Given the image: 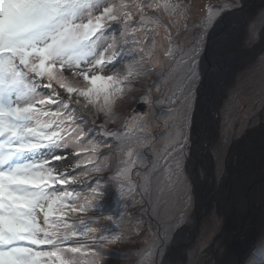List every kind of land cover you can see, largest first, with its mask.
Segmentation results:
<instances>
[{
  "label": "snow or ice",
  "instance_id": "snow-or-ice-1",
  "mask_svg": "<svg viewBox=\"0 0 264 264\" xmlns=\"http://www.w3.org/2000/svg\"><path fill=\"white\" fill-rule=\"evenodd\" d=\"M186 9L182 0H0V264H80L85 249L99 264L105 242L120 239L117 218L103 215L105 186L134 197L149 194L159 179L143 151L154 143L137 119L144 113H118L153 72L156 28L164 27L169 41L165 59L185 65L191 106L198 84L214 75L216 29L226 30L245 5L205 6L207 68L199 49L187 58L173 49L174 21L161 25ZM256 19L264 23V10ZM153 91H161L155 80L141 99L153 103ZM183 155V141L165 150L166 179L178 175Z\"/></svg>",
  "mask_w": 264,
  "mask_h": 264
},
{
  "label": "rangeland",
  "instance_id": "rangeland-1",
  "mask_svg": "<svg viewBox=\"0 0 264 264\" xmlns=\"http://www.w3.org/2000/svg\"><path fill=\"white\" fill-rule=\"evenodd\" d=\"M126 2L131 3V0H126ZM204 2L205 0H192L194 10L202 6ZM263 9H264V3H254L253 9L251 11V15L248 14L245 23L246 26L245 29L247 28V31L244 30L246 39H244L243 47L245 48L250 47L252 45L255 46L256 44L254 45V43L260 39L258 35L262 30L261 26L263 25V23L259 22L256 19V17ZM253 24H254V30H253ZM241 28L242 27H240L239 30ZM156 30L159 33V35L156 36L157 42L155 48L153 49V55L151 60L153 72H151L144 79H142L143 81L142 83L138 82L136 84L135 90L131 94L130 98L125 100L123 104H121L118 107V113L122 117H127L132 115L133 112L139 113L136 111V107L141 106L142 108H144V111H142V113H144V116L142 118L137 116V119H142V120L148 119L149 121H153L155 117H158L160 122L162 123L165 122L166 124L163 128H162V123L158 128H154L153 127L154 125L151 124L150 122L147 124L148 125L147 135L149 136V138H154V143L157 142L155 147L160 146V148H164L165 146H167L169 142L171 144L175 141H178L182 134L181 126L179 125V123L182 120L180 118L181 117L180 114L178 115V110L175 111L174 109L175 101H173V97L181 96V93L179 94L177 86L180 84L183 78L184 69L183 70L171 69L169 65L170 63L168 62L170 58L166 60L165 57L163 56L164 50L166 49L165 41H164V36H165L164 30L161 27H157ZM235 40L236 38L233 40L232 45L231 44L228 45L223 50V55L224 54L226 55L228 53H235L237 51ZM178 48L176 51L177 53H179ZM239 48L241 52H245L242 51L243 50L242 47L239 46ZM258 55L259 56L256 58V60H257V65L259 67L258 69L261 71V75H256V76L259 79H261L260 83L255 86L252 85L251 83H249V85L247 84L245 86L246 91H241L239 89L233 91V94L239 97L242 96L244 93H246V97H242V98L244 99L246 98V101L244 102H247V105L242 106L243 108L242 111L237 110L236 108H234L236 104L233 101V97L225 96L227 93L226 91L224 95L225 97L223 96L224 97L223 104L222 106L218 107L217 132L214 136V139L208 145V149L210 151L213 160L212 175H213V179H215V181L213 180L214 183L212 188L214 187L215 188L212 191H211L212 188L209 189L210 192L208 193L207 200L205 202L206 204L205 213L203 217L200 218L201 222L200 225L198 226L199 232L196 235L195 239L190 244H187L186 249L182 247L183 258L184 255L185 258L180 262H178V264H220L221 260H223L225 257H226L225 259H229L231 254L233 253L232 249L234 243L232 240H230L228 235H225V218L218 211L217 204L215 202H211V199L214 198L213 196L212 198L211 195L216 192L217 190L216 187L219 185L220 181H222V179L227 175L228 164H233L234 166H236L239 163V161L241 162L243 160L244 156L242 158L239 157L240 154V152L238 153L239 144L242 142V144L246 145L244 146L242 151L248 150L249 149L248 143L251 140V137L249 135L253 133L255 130H257L262 124H264V47L261 50L260 54ZM253 57L254 54L252 55V58ZM239 60H244V62L247 61L246 58L238 59L237 61ZM237 64L238 63L236 62L234 67ZM161 70H166L164 80L169 78L168 81H164L162 78L159 79L157 78V73L160 72ZM244 73L248 76L250 74V70L245 71ZM238 74L239 72L235 74L234 81L235 78L238 76ZM229 78L230 77L221 80V84H220L221 88L224 87L222 85L225 82H228L230 80ZM154 80L160 86L161 91L160 92L153 91L149 93L150 98L151 99L155 98V101L151 104H147L140 98L144 93L148 92L149 88L153 86ZM184 92L185 90H183V93ZM204 105H205V101H204ZM180 106L178 107V109L180 108ZM200 106H201V102L199 104V110H200ZM153 122H155V120ZM109 127L110 128L114 127V125L110 124ZM133 133L138 134L137 132H135V129H133ZM142 134L144 135V133ZM154 143H152L150 147L147 149H151V148L153 149ZM160 148L158 147L153 151L154 156L158 154ZM231 150L235 152L233 156L232 155L230 156ZM185 152H187V150H184V155ZM184 155L182 159L183 162L185 157ZM116 163L117 161L115 159H113L110 162L111 165H115ZM208 165H209L208 162H206L204 166H202V163L199 162L197 166V171L199 173L198 178L204 180L205 182H207L206 173L209 170ZM217 168L219 169L220 172L218 174H217ZM183 169L184 167H181V170L179 171L178 175H174L171 178V184L169 185V189L166 191V194H168L167 200L170 194L174 192L175 188L178 185L181 184L184 185L183 179L185 173ZM134 171L135 170H133V173ZM179 178H181L182 180L180 181ZM133 179H135V176ZM167 181H169V179H167ZM109 187H112V185H109ZM158 187L161 193V186ZM107 188L108 187L106 185L105 187L106 192H107ZM218 191H219V187H218ZM259 195H260L259 204L263 208L261 209L262 211L259 212L258 215L259 226H257L256 231H254L252 235L253 238L255 236L257 237L259 235H263L262 233L264 232V185H262L261 189L259 190ZM175 199L179 204V194L176 195ZM124 205L128 206V210L133 211L132 216L134 218L138 219L142 216L143 211L140 210L138 207L132 208V205L131 207H129L130 205L126 202ZM181 206L183 209H180L179 213L171 214L170 215L171 219L168 221L163 218L164 215L163 211L160 212L159 210V215H156L158 219L160 218L159 223L161 226H160L159 236H162L165 239V241H163L162 244L161 239L158 238L159 230H158V234L156 233L155 230L153 237L154 243L150 245V248L148 249L149 241L151 242L152 238L149 239L146 238L144 242L145 248L142 254L143 261L141 264H159V261L161 259L160 258L161 247H163V253H164L167 247L166 245L168 243V240L170 241V239L173 236V233L186 221L193 206V199L186 191V188L182 191ZM120 210H121V206H120ZM240 213H241L240 208L235 209L234 214L236 215V217H238ZM112 214L114 215V210H112ZM116 214L117 216L120 215L118 211H116ZM151 215L154 217L153 219H155L156 216L153 210ZM152 223L153 220L151 221V226L153 227ZM161 227H162V233H161ZM129 230H130V232L128 233L129 235H136L137 229L133 225H131ZM192 233L193 231L190 232L189 237H187L188 239L192 236ZM125 235H127V233ZM251 241L252 240L248 241V244L245 245V247L242 250H240L239 254L237 255V260L235 264H239V260L242 258L246 247L250 245L253 246L254 241L252 242ZM129 242H130L129 245H125L122 242H120L117 245L116 248L119 249V254L121 256L114 257L113 253L110 250L109 253L112 254V258H111L112 260L106 257L108 253L103 251L104 256L102 259H100L99 264H129V258L126 259L127 255L125 251L131 250V248L135 244V242L132 243V239L129 240ZM181 242L183 243L184 241L181 240ZM110 248H113V242L105 243L103 249L107 250ZM185 250H186V254H185ZM78 260L80 261V264H94L91 253H89L86 249L84 250V254L82 255L78 254ZM165 262H168V259L165 260Z\"/></svg>",
  "mask_w": 264,
  "mask_h": 264
},
{
  "label": "bare ground",
  "instance_id": "bare-ground-1",
  "mask_svg": "<svg viewBox=\"0 0 264 264\" xmlns=\"http://www.w3.org/2000/svg\"><path fill=\"white\" fill-rule=\"evenodd\" d=\"M253 2L264 3V0H254ZM254 3L248 4L244 13L248 11L249 7L252 8ZM244 13L242 15H244ZM233 20L234 19L232 17V20H229V22L231 23ZM229 27L230 24L228 23L226 25V30H224L225 34H227V31L229 32L231 30ZM235 38V44L239 48V41L242 39L241 29H238L234 32L230 42H227V46L230 43L232 45V42ZM260 38H264V29L261 32ZM226 40L228 41V38H226ZM260 42H258L256 45L254 44L255 46L253 49L248 51L246 50L245 52H248V54L239 53L236 56L229 55L226 59L223 57L225 56L223 53L222 56H218V58L220 57V61H218L216 67L221 69V78H228V73L233 70L236 62L238 63L237 71L241 70V67L245 65L244 60H237L242 58L249 60L248 58H250L259 49ZM216 55L218 54H215V56ZM255 66H258L257 61H255ZM214 79H216L215 76L211 79V81ZM210 98L211 97L209 94H207L206 97L203 96L200 110L198 109V111L194 112L195 120L193 121V117H191L192 126L194 124L193 127L196 133V142L194 143V148L192 149V159L189 162V168L191 170L192 176L195 171L194 166L196 167L199 162L206 163L208 162L207 159H209L208 156L207 159L204 156L203 149L204 143L209 137L208 135L211 133V130H213V99ZM249 136L251 137V140L248 143V150L242 151L244 146H246L245 144H242V142L238 146V153L240 152L239 157L242 158L244 156L243 160L241 162L239 161L236 166L233 164H228L227 175L216 187V192L211 195V197H214H212L213 199H211V202H215L217 204L218 211L225 218V235H228L230 240H232L234 243L232 249L233 253L231 254L230 258L225 259V257L220 261V264H235L240 250H242L245 245L248 244V241L252 240V235L254 231H256L257 226H259L258 215L263 208L259 204V190L261 189L262 185H264V124H262ZM234 153L235 152L231 150L230 156H233ZM208 167L212 169L211 165H208ZM212 178L213 176L210 177L211 182H209V178H207V182L199 178L198 180H195V194L197 198V207L199 210H205V203H203L201 200L207 198V195L203 197L205 189L207 188V193H209V189L213 187ZM214 188H212L211 191L214 190ZM237 208L241 209V213L238 217H236L234 214L235 209ZM184 228L181 229V231L177 234L176 242L174 244L175 248L170 251V254L167 256L168 262H165V264H178V262L183 259L182 247L184 244L181 242V240L185 241L188 239L187 237H189L190 232L194 230V221H189Z\"/></svg>",
  "mask_w": 264,
  "mask_h": 264
},
{
  "label": "trees",
  "instance_id": "trees-1",
  "mask_svg": "<svg viewBox=\"0 0 264 264\" xmlns=\"http://www.w3.org/2000/svg\"><path fill=\"white\" fill-rule=\"evenodd\" d=\"M226 2L228 4H237L238 0H218V2L217 1L213 2L211 5H213V6L223 5ZM182 3L187 6L185 17H181L178 19L173 18L172 20H169V18H167V17H163V18H161V25L167 26L168 24L173 23V21H174L175 26L170 29L171 36H172V39H171L172 43H177L180 46V49H182V46L185 43V41H193V43L195 45L194 51L199 49V53H200L202 50V46L204 44V40H203V42L201 41V34L204 31V29L202 27V14L204 13L205 8L203 10H198L192 14L191 10L193 8V5H191V1L190 0H182ZM161 28L164 29V27H161ZM204 39H205V37H204ZM254 61L255 60L249 61L243 67H241L242 68L241 70L235 72V74L238 72H239V74L235 78V81H233L234 83L230 86V88L227 90V93L225 95L226 97H233V101L236 104L234 108H236L239 111L243 110L242 106L247 105V102H244V101H246V98L245 99L242 98V97H246V93H244L242 96L239 97L237 95L235 96L233 94V91L236 89H239L241 91H246L245 86L247 84L249 85V83H251L252 85L255 86V85H258L260 83V80H261L256 76V75H261V71L258 69L259 68L258 66H255ZM248 70H250V74L247 76L244 72L248 71ZM183 90H184V87L182 84L180 87H178L179 94L181 92H183ZM185 95H186V93H184V97L183 96L173 97V100L175 101L174 107L176 109H178V107L181 105L179 108V111L183 115H185L184 121H182V125L187 126V124L189 123L191 106H189L187 100L185 99ZM154 120L158 121L157 125L159 123H161L159 121L158 117H155ZM153 121H152V123H153ZM143 122H145L146 125L149 122L151 123V121H148L146 119H144ZM114 127H115V125H114ZM137 135H143V134L138 133ZM173 148H176V146H172L168 151H171ZM143 151H145V149H143ZM178 154H179L178 152L173 153L174 156L178 155ZM168 159L171 160V157H168ZM164 167H165V159H162L161 160V169H159L156 173L158 178H159V173H161V193L159 192V189L155 190L154 187H151L150 193L148 194V198H149L151 205L154 208L160 210V212L163 211V214H164L163 218L168 221L171 219L169 212H176L177 209L180 207L179 206L180 203L178 204V202L176 201V199L172 193L170 194V196L167 200L168 194H166L165 191H167L169 189V185L171 184V180L167 181V179L165 178L168 174L163 172ZM157 182H158V180H157ZM107 187H108L107 188V195L109 196V201H110L111 205H110L108 211L106 210V215H104V217L111 215V216L117 218L118 227L115 228V230L120 233V239L115 240V241H111V242H113V248H110L107 250L102 249V251L108 253L106 257H108L110 260H112L111 259L112 254L109 253L110 250L113 253L114 257L121 256L119 254V249L116 248L117 245L120 242L124 243L125 245H129L130 244L129 240L132 239V243L135 242V244L131 248V250L125 251V253L127 255L126 259L129 258V264H137V260L135 259V257H136V255L141 254V252H140L141 248L138 247V242H140V240H141L144 244V241L146 238H148V239L153 238L154 232L152 229L153 227L151 226V221L153 218H152V216L150 218L143 217V219L142 218H138V219L134 218L132 216L133 211L128 210V206H126L124 204L126 202L130 205L129 207H131V205H132V208H135L137 206L138 207L140 206L139 201H141V200L139 199L138 203H136V200L133 198L132 195H121L118 186L115 184H112V187H109V185H107ZM158 199L161 200V204L159 203ZM159 205H160V207H159ZM120 206H121V210H120ZM112 210H114V215L112 214ZM115 210L120 213L119 216H117ZM158 213H159V211H158ZM158 213L156 215H159ZM142 215H143V213H142ZM155 218L158 219L157 216ZM164 219H163V221H164ZM126 223H129V224H126ZM105 224L112 226V221H109L106 219ZM124 224H125V226H124ZM131 225H133L137 229L136 235H129L128 234L130 232L129 228L131 227ZM126 233H127V235H125ZM153 239L151 242L149 241L148 249L150 248V245H152L154 243ZM111 242H108V243H111ZM105 243H107V242H105ZM248 264H264V245L257 248V250L253 251V253L251 254V257L248 261Z\"/></svg>",
  "mask_w": 264,
  "mask_h": 264
},
{
  "label": "water",
  "instance_id": "water-1",
  "mask_svg": "<svg viewBox=\"0 0 264 264\" xmlns=\"http://www.w3.org/2000/svg\"><path fill=\"white\" fill-rule=\"evenodd\" d=\"M253 1L254 0H241V3L243 5H245V8H246V6L248 4H253L254 3ZM256 3H258V2H256ZM252 9H253V6H252V8L249 7L248 11L246 13H244V15L233 17L234 20L231 23L228 22L230 24L229 28L231 30L229 32L227 31V34L224 33V30L222 31L221 29H216V33L214 34V38H213L214 50H213V53L209 57L212 60L213 74H214L216 79L211 81L212 78H210L207 82L203 83L202 87L200 85H198V90L196 92L194 112L198 111L199 104H200L201 100L203 99V96L205 97V96H207V94H209L210 97H211L210 99H213V101H212V106H213V111H214V113H213L214 114V117H213V130H211V133L208 135L209 137L206 139V141L204 143V149H203V154L206 157V159H207V156H208L209 159H207V160H209L210 163H211V155L209 153L208 145L213 140V138H214V136L216 134V131H217V119H218V106H219V103L221 101L222 95H224L225 90H226V88L229 85V83H227L224 88L220 87L221 80H223V79L220 76L221 69L216 67L218 61H220L219 60L220 57L218 58V56H220V55L222 56L223 50L227 47V42H230L234 32L237 31L238 28L245 22L246 18L248 17V14L251 13ZM230 20H232V17H230ZM214 26H215V22L213 24V27ZM263 29H264V27H263ZM261 32H260V35H261ZM226 38H228V41L226 40ZM260 40H261L260 47L254 54H257L262 49V47L264 45V38L260 39ZM207 47H208V45H207V39H206L205 51L203 53L201 62L199 63L200 66H202L204 68H207V64H208L207 60L205 59V56L209 55V53L207 52ZM237 50L238 51H236L235 53H228V54H226L223 57L226 59L229 55L236 56L239 53L245 54L244 52H241L239 49H237ZM215 54H218V55L215 56ZM246 54H248V52ZM251 58H252V56L250 57V59ZM235 69H236V67H234L233 70L228 73V77H230L229 78L230 80L232 79V74H233ZM194 112H193V118H192L193 121L195 120L194 119V117H195ZM193 126H194V124H193ZM193 126H192L191 130L194 131V127ZM192 135H193L192 139H191L192 145L190 147L191 148V153H190L191 159H192V149L194 148V143L196 142L195 141L196 140L195 139L196 138L195 133H193ZM211 165H212V163H211ZM194 170L195 171H194L193 176L191 174V170H190L189 167L187 169V173L189 175V178H190V180H191V182L193 184V188L195 190V180H198V172H197V168L195 166H194ZM209 177H211L210 174H209ZM209 180H211V179L209 178ZM194 196H195V207H194V209L192 211V214L189 216L186 224L184 225V227H185L188 224L189 221H194V230H193L192 236L189 239H187L186 241L183 242V244H184L183 248L184 249H186L187 244H190L195 239V237H196V235L198 233V224H199L200 218L203 217V215H204V210L203 211L199 210L198 207H197V198H196V194L195 193H194ZM178 233L179 232H177L174 235V237L172 239V242L166 248V251H165V254H164V258H163L164 261L167 259V255L169 254V252L172 249L175 248L174 244L176 242V236H177ZM249 249L250 248H247L246 255H244L239 260V264H243L244 258L247 256V253L249 252Z\"/></svg>",
  "mask_w": 264,
  "mask_h": 264
},
{
  "label": "flooded vegetation",
  "instance_id": "flooded-vegetation-1",
  "mask_svg": "<svg viewBox=\"0 0 264 264\" xmlns=\"http://www.w3.org/2000/svg\"><path fill=\"white\" fill-rule=\"evenodd\" d=\"M154 101H155V99H154Z\"/></svg>",
  "mask_w": 264,
  "mask_h": 264
}]
</instances>
